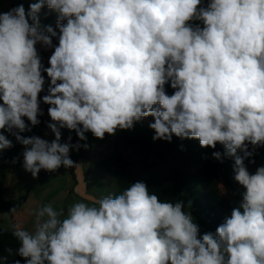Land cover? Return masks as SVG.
Instances as JSON below:
<instances>
[{
	"label": "clouds",
	"instance_id": "9594fccd",
	"mask_svg": "<svg viewBox=\"0 0 264 264\" xmlns=\"http://www.w3.org/2000/svg\"><path fill=\"white\" fill-rule=\"evenodd\" d=\"M45 5L58 13L59 29L47 68L36 45L52 47L57 32L41 24ZM45 72L51 142L19 134L31 130L25 117L40 123ZM0 100V129L25 146L23 167L33 178L79 166L60 129L103 139L151 116L154 141L222 144L245 189L239 207L202 238L182 201H162L143 182L99 206L43 205L32 231L13 226L24 264H264V166L250 174L236 155L264 146V0H38L27 11L20 4L0 12ZM12 146L0 134V150Z\"/></svg>",
	"mask_w": 264,
	"mask_h": 264
},
{
	"label": "rangeland",
	"instance_id": "374dc122",
	"mask_svg": "<svg viewBox=\"0 0 264 264\" xmlns=\"http://www.w3.org/2000/svg\"><path fill=\"white\" fill-rule=\"evenodd\" d=\"M37 0H0V12H7L10 9L23 4L25 10L29 9L31 3ZM208 0H202V6ZM42 17V25H51L57 28L56 14L48 7H43L39 13ZM66 23V22H63ZM193 28L201 26V21L193 20L189 22ZM56 31V30H55ZM59 31V29H58ZM57 32V31H56ZM59 34L52 38V47L59 43ZM37 44V51L41 53V62L45 68L49 67V58L54 49ZM48 115V114H47ZM45 117V130L42 139L51 142L55 139L54 133L47 127L51 123L48 115ZM154 122V117L142 118L136 122L132 129H117L115 135L105 134L103 139H98L91 132H86V141H82L81 153L83 159H77L75 150L71 147L69 156L78 167L65 168L61 166L58 173L47 176V171L41 170L37 178H33L31 173L25 171L23 167V152L25 146L22 145L18 155L14 161L6 168L0 167V189L3 191L5 200L11 201L21 195L29 192V199L19 210L9 211L0 214V229L13 232L14 225H21L26 230L32 231L34 227L33 213L38 208L46 204H51L54 209L66 210L74 202L83 201L90 205H98V200L108 194H119L120 189L115 179L108 173L104 172L100 167L91 165V162H99L106 155L114 152L120 153L126 161H130L131 182H144L149 178H172L179 172L194 173L207 162H214L218 167L219 188L222 199L224 200V208L218 209V215L222 217H230L233 208L239 207L242 200V193L245 191L237 181H235L234 167L235 157L225 156L224 146L220 143L215 148L201 147L197 139H188L175 137L179 140L180 149L167 155L166 159L160 160L157 156H151L148 163L157 162V166L150 169L149 172L144 171L142 160L144 151L140 147L141 140L155 142L153 136L155 132L149 127ZM61 131V143L70 144L69 137ZM131 138L133 143L128 140ZM88 145L85 149L82 145ZM264 148V146H262ZM222 154L221 160L213 157V152ZM245 167L250 174H254L258 167L264 166L263 156L255 163L244 162ZM185 195V209L191 213L194 221L201 226V218L188 198Z\"/></svg>",
	"mask_w": 264,
	"mask_h": 264
},
{
	"label": "trees",
	"instance_id": "16d2710c",
	"mask_svg": "<svg viewBox=\"0 0 264 264\" xmlns=\"http://www.w3.org/2000/svg\"><path fill=\"white\" fill-rule=\"evenodd\" d=\"M207 3L208 2H206L203 6H207ZM45 7H47V5H45ZM52 11L58 18V13L54 10ZM39 18L42 22H44L40 15ZM201 26L203 27L202 22ZM52 27L59 34L58 29L54 26ZM56 46H58V43L52 48L54 49ZM38 53L41 57V53L39 51ZM42 74L45 77V84L43 86L44 90L39 94L38 99L40 101V109L43 114L38 116L40 123L36 126H32L30 121H28L26 117L24 118L25 123L31 129L30 131L19 133L25 138L33 136L42 137L45 130L44 122L50 105L43 102V96L47 94L50 79L47 77L46 72ZM164 87L167 95L170 96L174 94L175 90L171 87L170 82L166 83ZM2 103V100H0V104ZM63 133L65 136L71 138L70 145L73 146L72 148L75 150L77 159H83L84 157L81 153V147L78 150L74 147L77 144H82V141L77 136L75 130L63 128ZM0 134L5 135L7 139L11 140L13 145L11 148L0 150V167L6 168L18 155L22 144L19 143L15 139V136L6 129H0ZM128 140L133 143L131 138H128ZM139 145L145 153L142 160L145 172H149L150 169L157 166V162L148 163L152 155L157 156L160 160H164L168 154L176 152L180 149L179 140L174 135L172 136L170 142L162 139H158L155 142L141 140ZM248 150L252 152V155L249 157H244V152L242 150H238L236 155L242 157L244 162L255 163L263 156L264 153V148L262 146L253 148V146L249 144ZM130 164L131 162L126 161L125 158L118 152L104 156V158L97 163L91 162V165L100 167L104 172L108 173L115 179L119 186L120 193L133 184L131 182V172L129 169ZM219 182L217 164L211 161L207 162L203 167L191 174L179 172L172 178L153 177L143 183L147 185L150 193L156 194L160 200L165 202L175 203L176 201H182L185 206L184 194L187 193L189 195L188 198L192 201L195 211L198 212V215L201 218L202 222L199 228L200 232L198 238H202L205 233L211 232L215 234L217 227L226 219V217H222L217 213L218 209L224 208V200L222 199ZM28 199L29 192L14 200H5L3 197V191L0 189V214L13 211V209H21ZM19 246V242L12 235V232L0 229V257L3 258L0 264H15L16 260H19L20 264H24V259L17 254ZM9 249H11V252H9Z\"/></svg>",
	"mask_w": 264,
	"mask_h": 264
},
{
	"label": "built area",
	"instance_id": "2783aa9c",
	"mask_svg": "<svg viewBox=\"0 0 264 264\" xmlns=\"http://www.w3.org/2000/svg\"><path fill=\"white\" fill-rule=\"evenodd\" d=\"M58 171L59 169H57L56 171H52V172L47 171L46 173H47V176H52L53 174L58 173Z\"/></svg>",
	"mask_w": 264,
	"mask_h": 264
},
{
	"label": "crops",
	"instance_id": "0c3cea01",
	"mask_svg": "<svg viewBox=\"0 0 264 264\" xmlns=\"http://www.w3.org/2000/svg\"><path fill=\"white\" fill-rule=\"evenodd\" d=\"M48 116V115H47ZM46 121V120H45ZM45 126H46V123L44 122Z\"/></svg>",
	"mask_w": 264,
	"mask_h": 264
}]
</instances>
